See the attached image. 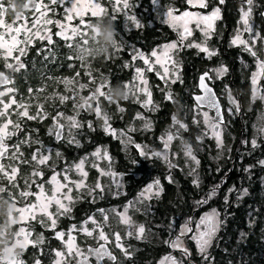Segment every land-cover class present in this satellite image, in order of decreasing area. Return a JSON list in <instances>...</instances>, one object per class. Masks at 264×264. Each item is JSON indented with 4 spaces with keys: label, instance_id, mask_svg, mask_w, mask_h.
Masks as SVG:
<instances>
[{
    "label": "rangeland",
    "instance_id": "374dc122",
    "mask_svg": "<svg viewBox=\"0 0 264 264\" xmlns=\"http://www.w3.org/2000/svg\"><path fill=\"white\" fill-rule=\"evenodd\" d=\"M181 1L178 9L176 7V2L173 0H166V2H163L162 0H158L157 4L150 3V11H148L147 8H144L141 10L139 8L138 2L135 4L132 2V0H129L130 5L132 7L130 9H123V3L121 0L120 5H116L115 0H110L109 4L111 9H113L114 13H120L121 18V28L123 32L127 35L131 31H138L141 27H136L135 24H133L131 21L127 20L126 16L124 15L125 12H129L130 14H134L136 18L139 20L141 26V16L139 14H136L134 9H138V12H142L145 16H149L157 23H160L161 25L167 26L173 33L175 39L171 42L163 43L157 47H155L153 50L157 51H163V48L167 44L176 43L177 48L170 50V55L172 57V61L168 63L169 67V73L168 76L165 79H161L160 76L163 75V68L160 67L159 64H154V70L153 71H145L144 72V78L148 81L147 84V90L151 93V102L149 103V97L145 94L144 88L145 85L141 84L139 79H137V73L136 69L140 68L142 70H146L148 66H146L143 62V60L137 58L133 59V56L135 54V51L138 50L136 45L128 44V41L126 37L124 36L122 39V43L124 46L127 47V52L130 56V62L129 64H134V66H130L131 70H133L130 79L125 82L129 85V88H131V92L129 93L128 100L137 103L140 108V112H138L134 119L121 127H115L114 125H119L120 122H115L112 124L113 116L110 111L107 110V105L111 101L109 94L110 89L108 86H105V90L103 88L101 91L106 93V96H100L99 93H96V89L100 87L99 84L95 87V90L93 92L87 93L85 96H81L78 100V102L74 103V114L73 115H66L61 112L57 114V118L53 121L54 128L51 133V137L53 136V133L56 130L57 126L63 127V145L62 149H71L73 151L72 155L75 158V161H67L63 157H61L60 152L59 156H57V159L52 162L50 153L52 152L51 147L46 146L42 150L44 151V154L49 155V160L45 165H39L35 161H31V157L29 158V161L32 165H35V169L31 171L30 177H31V191L34 193L39 192L38 185H43L45 194L48 196L52 195V192L55 188V185L50 183L51 176L53 174L59 173L58 180H60L62 183L63 181V175L66 169H69L68 175L71 177V180L73 182L80 181L83 179L84 183L81 188H76L75 183H72L70 187L72 188V192L70 193L72 197V201L69 202L68 200H63L62 202L67 205L70 208V211L63 212L62 209H57V206L55 204H52L48 211L50 213L54 214V218L57 219V224L59 221L62 220V218H68L72 219L71 212L72 207L77 202L82 201L86 198L92 202H98L106 199H117L118 197L124 195V176L122 173L118 172L115 169V164L117 163L116 158L112 155V150H110V147L108 145H95L91 148L89 152H86L88 149V146L90 143H92L91 139L87 138V135L91 132H94L95 130H98L103 133L105 136L111 137L113 141L116 142L115 146L121 151V153L124 155L125 158H129V152L132 154V156H136L140 158L141 160H147V161H158L163 164V166L167 170H177L182 174L183 178L188 179L189 184L199 186L200 184V163L196 154V151L193 149V146L190 144L189 141H186L184 135L189 133L188 123L192 126L193 133L191 135H188L189 140H193L194 142H200V143H206V141H211L214 146V154L212 155L213 162L218 165L220 162H222L225 158L230 160L231 162V153L233 151V143L235 141V135L234 133L230 132V129H228L227 126H221V124L218 126V132H219V142L217 139V136L214 135V129L212 125L216 123L213 120L212 114L206 110H200L199 108L192 106H187V102H189L190 95L193 93V91H189V88H185V95L187 96V101H185L186 105V114L181 111L182 104L180 102H176V97L172 94V88L175 84H183L184 83V77H181L180 74V63H179V51L181 50V47L184 46V48H195L196 51H201L199 47L193 46V45H201L203 47H206L208 49V52H204V55L209 54V52L214 53V49L212 48V39L215 35L213 32L215 30V24L216 20L213 21V27L212 29H208L205 27L203 23L197 24L195 18H183L179 20H170L168 22H164L165 17L163 16V13L167 12L168 10H172L173 16L175 17H183L184 12H190L194 14L199 15H211V13L219 9L218 5L216 3V0H205L206 7L201 8L199 7V0H192L190 3L189 0H178ZM49 7H51V0H49L48 3ZM152 5V6H151ZM190 6V7H189ZM121 10H117V9ZM264 9V0H253V3L251 6L249 5H242L239 7V10L237 12L236 18L234 20V23L230 26L228 31V37H227V46L228 47H235L239 46L243 52H246L251 57L250 64H247L243 61H239L240 69L238 72L239 79L241 80V83L244 85L246 84L249 93L246 103L244 104V112L247 114L249 112L250 119H248V116H246L245 122L248 123L247 130L244 139L248 141V144L251 147L253 146V140H255L256 144L259 139L264 137V72L261 71L259 68V63L264 62V34L261 32L260 27H258L259 22H262L260 13ZM250 15L247 17L248 23L252 28V32H248L245 30V24L242 19V13L249 11ZM26 10H24L25 12ZM41 11H44V9H41ZM50 11L47 12V15L41 19L39 24H35V20L37 17L40 16V13L38 12H31L27 14V24H24V21L17 20L16 17H14L15 27H20L21 25L24 26V29H28L30 31L22 30L20 35L17 37L18 40L21 41L20 44L16 45L17 49H24L27 46L33 45V41L39 40V41H46L48 42L47 37L51 36L54 33L57 35L62 41H66L62 38V36L58 35L61 31L60 27L56 24V21H60L61 23L67 25L69 28L71 27H79L83 31L88 30L85 25L80 24V17H74L71 22H69L66 19V13H64L62 8V19H57L56 21H53L54 29H52L51 24H47L44 21L51 19L50 18ZM142 15V14H141ZM220 15V11H219ZM94 17L91 16V14H86L83 17V20L85 21V24H88L89 22L87 20L92 19ZM188 20L187 27L189 28L191 34L195 37V39L189 38V35L181 39V32L184 28V20ZM52 20V19H51ZM2 27V26H1ZM37 30H39L40 35L44 36V39L39 38L36 35ZM223 32V31H222ZM256 33H260L261 39H254V36ZM0 34H4L5 38L11 43V35H14L15 33H8L6 31V28H1ZM71 34L70 32L68 33ZM223 35V33L218 34V37L220 38ZM31 36V39H28V37ZM239 36L240 40L245 41L246 44L240 43L237 41L236 43H233L234 40ZM75 38V37H74ZM73 38V39H74ZM117 39V37H116ZM72 41V40H71ZM249 48H251L252 51H249ZM2 50L1 55L4 58L9 57L10 55L7 53L6 49L0 48ZM120 48H114L111 51H118ZM152 50V51H153ZM147 53L146 56L151 57V53ZM255 52L256 55L253 56L252 52ZM217 53V52H216ZM24 54V52H23ZM21 55L20 51H15L14 57ZM13 59V58H12ZM152 62L154 63L155 58H151ZM137 61H139V64H135ZM153 72L154 76L153 79L159 81L160 88L158 87V90L164 92V97L169 100V103L173 106V112L170 116V120L168 123H166L160 130L159 134L156 137V144L157 147L153 146L150 142L147 143L145 141H138L135 138V134H146L150 131H152L155 127L154 119L151 115H155L156 118L159 117L160 113L159 110L161 109V106L158 102L154 101L152 97V85L150 82V78L148 76V73ZM157 72L160 73V75L157 74ZM211 76V82H215L217 86H221L218 84L220 80L225 76L226 81L229 79L228 75V68L220 64L218 66H214L208 70ZM257 80V83L253 84V79ZM194 80V78H193ZM190 77H188L189 84H192L191 88L194 87L195 82H193ZM223 81V79H222ZM124 83V84H125ZM105 84L108 85V82L105 81ZM227 85V83H226ZM66 88L69 87V84H65ZM125 86V85H124ZM180 86V85H179ZM85 87V86H84ZM82 87V88H84ZM190 88V89H191ZM7 89L0 91L4 92L5 94L3 96H0V99L4 100L5 102H10L11 98L9 92L6 91ZM221 96L224 99L226 103H229L231 106L234 107V113L229 116L232 117L236 115L238 109H237V101L233 94V91H231L227 85V88H222ZM169 96H171V99H169ZM6 97V98H4ZM102 98V100H101ZM163 98V94H162ZM164 100V99H163ZM165 101V100H164ZM13 106V105H12ZM99 107L100 112L99 114L96 111V108ZM3 109V105H0V110ZM121 107L117 106L116 110L118 112L121 111ZM143 109V110H142ZM116 111V112H117ZM204 113H207L208 116L205 117ZM230 113V112H229ZM62 114V115H61ZM22 116V115H21ZM107 116V127L111 129V131H106V125L104 117ZM8 115H5L3 117H0V126L4 122H6L9 118ZM70 117H74L75 125L73 124V121L70 120ZM123 121V119H121ZM181 124H184L185 127H181ZM9 131H14L13 126L9 125ZM86 135V137L84 136ZM12 135L11 137H13ZM171 136V140H169V137ZM10 139V138H8ZM245 140H242V143H239L236 150L245 143ZM167 145V147L165 146ZM139 146V147H137ZM97 150H99V155H97ZM14 151V150H13ZM36 150L33 151V153ZM105 153L107 154V157H105ZM159 154V155H158ZM19 154H17L18 156ZM32 156V155H31ZM19 158H16L12 156V160L16 158L18 161ZM193 157L195 159H193ZM84 161V171L88 173V176L86 178L82 177L80 172H78L74 165L80 163V161ZM229 162V163H230ZM232 163V162H231ZM235 163V162H234ZM59 166V168L57 167ZM47 168L50 170L49 174L47 176H33L32 173L34 171H41L42 168ZM91 170L94 171L95 176L91 174ZM103 173V174H102ZM112 173L115 175L113 176ZM92 175L93 181L91 180V183H88V179ZM175 177L172 176L169 173H165L164 180L167 184L170 185H177V183L174 181ZM35 181V183H33ZM9 183V182H8ZM99 185V187H97ZM152 185L151 190H147L148 186ZM214 188L213 191L206 194V199H202L203 203H208L211 200H215L217 197V185L212 186ZM27 191V190H25ZM67 189H62V192H66ZM162 190L160 189L158 180H152L148 182L144 188L139 190L132 198L129 199L124 205L122 206H115V207H109V208H102L99 207L97 209V217H93L94 215H88L85 221L82 222L81 227L82 228H88L89 230L95 229L97 231V235L99 236L100 229L96 228V225L91 222L92 218L94 219L97 224H100L102 226L106 225L108 223L110 225L109 231L111 233L109 234L110 237V243L109 247L111 251L117 256V259L114 263L111 264H124L126 260H131L134 255H136L137 247L134 245L135 241L144 242L146 239H148V234H146L147 228L143 225L142 222L138 221V216L140 217H146L150 213V204L151 201L154 200V198H158L160 196V193ZM143 193V195H141ZM214 193V194H213ZM229 191H227L226 194H228ZM244 193V192H243ZM84 195V196H83ZM208 200V202H207ZM29 203H36L35 195L30 197H23V201H21V204L17 207H23L25 204ZM125 208L128 209L127 216L130 218V223H125L120 213H124ZM103 210V212L101 211ZM213 210H215L216 213L218 211L216 209H207L206 211L199 214L197 218H192L189 221H183V224L181 228L174 234L175 237H173L171 240H174L176 236L180 235L182 227L184 225H188L193 229L192 232H188L185 236H183L181 239L183 241V247L187 249L189 242L192 243V246L195 248V253L198 256H204L213 241V239L216 236L212 237L210 244L204 249L202 252L200 248H198L196 240L193 239L194 236H198L199 233L196 231V225L200 222L201 218L204 217L206 214L212 213ZM1 215V214H0ZM105 215H107L108 219L105 220ZM17 216L19 217V213L15 212V207L11 204L7 205L5 207V210L2 213V217L0 220V251L2 252L3 248L5 247H11L14 252L18 250V254L24 249L23 247L17 243V240H22L21 237H17L16 233L19 230L20 227H26L30 229V225H33V223L36 224V226L40 227L44 230L49 231H56L57 225L55 228H52L51 221L48 219V217L44 214H41L37 212L36 219L35 220H29V221H16L14 219ZM138 217V218H137ZM218 220L220 218V215L218 213ZM35 221V222H31ZM42 221V222H41ZM220 221V220H219ZM113 229H117V232L113 231L112 234V225ZM74 225H69L64 231L65 236L63 240L58 239L56 237V232L52 234V238L56 239L60 243L61 249L58 251H61L64 255L63 257L58 258L56 257V261L59 259L61 260V264H77L78 262V256L76 255L75 250H73L71 253L68 250V247L66 245L67 239H68V233L71 232V235L76 237V228L73 230ZM143 226L145 231L143 234L138 235L139 227ZM80 228V236L75 238V243L77 246L82 250H84V245L87 243H91L90 237L87 236L83 231H81ZM219 228V227H218ZM40 231V229H39ZM132 232V235L129 236L128 233ZM217 232V231H216ZM119 233L121 236V244L124 246V248L127 250L129 255H125V252L122 251L120 248H117L115 246V234ZM8 234L11 235V237H8ZM42 238V243L38 244H32L29 243L26 245L28 246H41L46 242V235L39 232H33L32 236L30 237V240L36 241L37 239ZM98 239V238H97ZM96 241V240H95ZM94 242V241H93ZM81 244V245H80ZM83 245V246H82ZM25 247V248H26ZM173 249L174 253L169 252L167 256H171L175 259L177 264H180L184 260V254H182V251L178 249ZM188 251V250H187ZM17 255L13 256V259L11 261L17 260ZM166 257V256H164ZM162 257L161 260L157 262V264H161V261L164 259ZM191 261V260H190ZM0 264H5V260L3 256H0ZM167 264H170V262H167ZM194 264V263H192Z\"/></svg>",
    "mask_w": 264,
    "mask_h": 264
},
{
    "label": "trees",
    "instance_id": "16d2710c",
    "mask_svg": "<svg viewBox=\"0 0 264 264\" xmlns=\"http://www.w3.org/2000/svg\"><path fill=\"white\" fill-rule=\"evenodd\" d=\"M110 0H100L102 5L107 9V16H116L113 21L117 31V41L119 43L118 51H111L108 57H90L85 63L74 55V48H69L68 44L81 42V37L76 36L72 41H62L57 35L52 34L53 43L35 40L33 45L25 47L24 54L21 57L24 68H21L12 76L13 84L10 97H15L16 101L24 104L28 108L29 115L36 117L28 119L25 116L18 115L23 112V108H17L16 105L8 109V118L15 123L22 124L24 127L18 142L20 144L23 156L18 161L16 158L9 159L8 165H16L20 167L19 179L7 185L5 180L0 178V186H7L14 194L15 199L18 197V191H25L28 188L31 177L30 173L35 169V165L21 161H29L34 150L41 146L50 147L49 133L53 125V121L57 118L59 112L66 115L74 114V103L78 102L81 96H85L89 92H93L97 84H105L111 87L110 92L117 90L121 83L127 82L133 70L129 64L130 56L127 47L123 45L122 39L131 40L133 45L139 38L146 40L154 34L146 32L145 35L138 34V31H131L125 34L121 28L120 13H114L111 9ZM138 0H132L135 4ZM48 4L49 0H43ZM7 1L3 0L6 5ZM53 9L50 11L52 21L61 20L62 7L51 5ZM139 14L138 9H134ZM96 17L87 20L94 23ZM158 29L164 30L165 27L157 24ZM54 29V24H51ZM89 33V29L86 30ZM87 38V37H84ZM128 42V44H132ZM51 50V51H49ZM71 57V59L69 58ZM135 64H139V61ZM188 77L184 78L183 84H175L172 88V94L176 97V102L182 104L181 111L186 114L187 96L185 88H190ZM238 73L234 78L235 86L241 91L239 94L243 104L248 98L249 89L246 84H242ZM192 79V78H190ZM152 85V97L154 101L161 106L159 117L151 115L155 122L152 131L142 135L135 134L138 141H145L157 147L155 142L161 128L169 122L173 112V106L169 100L164 97V92L159 91V81L150 78ZM69 87L66 88L65 84ZM81 85L85 87L82 88ZM31 89V91H30ZM105 90V87L103 88ZM109 94V93H108ZM163 94V98H162ZM234 94V93H233ZM67 97V99H61ZM6 98V97H4ZM165 101H164V100ZM102 100V98H101ZM191 103V100H189ZM77 104V103H76ZM119 106L123 112H118L116 107ZM137 103L128 99L113 101L107 105V110L113 116L112 124L120 122L115 127H121L130 123L135 115L140 112ZM143 110V109H142ZM117 111V112H116ZM123 119V121H121ZM188 123L189 133L185 134L186 141H189L196 151L200 163V184L199 186L189 184L188 179L183 178L182 174L177 170H167L162 163L158 161L141 160L136 156H132L129 152V158L124 155L115 146L116 142L109 136L103 135L102 132L95 130L87 135L92 143L89 144L86 152H89L95 145H108L112 150V155L116 158L117 163L115 169L124 176V195L117 199L100 200L97 203L88 200V198L77 202L72 207V219L62 218L58 222V229H66L69 225H73L76 220L80 219V223L86 220L88 215L97 217V209L99 207L109 208L122 206L130 198H132L145 185L154 180H158L162 192L158 198H154L150 204V213L146 217H137L139 222L147 228L146 234L148 239L144 242L135 241L134 245L138 248L136 255L131 260H126L124 264H157L166 254H169L171 247L168 241L175 237V233L181 228L183 221H188L189 216L197 218L200 213L207 209H216L220 215V224L216 232V236L211 242L206 254L198 256L195 248L191 244L190 260L194 264H264V137L259 139L255 147H251L248 141L244 139L242 127L234 124L230 132L234 133L235 141L233 143V151L231 153V162H235L232 171L224 178L231 167V162L225 158L216 165L212 160L214 154V146L211 141L206 143L194 142L189 140L188 135L193 133L192 126ZM86 137V135H84ZM245 140L237 150V146L241 141ZM37 141L39 143H37ZM29 144L31 146H29ZM42 148V149H43ZM51 161L57 159L56 152H60L61 157L67 161H75L73 151L71 149H62L61 147L51 148ZM13 155H10V157ZM230 162V163H229ZM59 168V166H57ZM50 170L42 168L44 176L49 174ZM165 173H169L175 177L174 181L177 185L167 184L164 180ZM91 174L95 176L94 171ZM88 179V183L93 181L94 176ZM15 185V187L13 186ZM217 185V197L208 203H201L206 199V194L213 191L212 186ZM28 188V189H27ZM227 191H229L228 194ZM244 192V193H243ZM0 197L2 208H4L3 199L6 202L10 200L6 197ZM84 196V195H83ZM203 199V201H202ZM117 232V229H113ZM35 232H39L35 230ZM46 242L39 247H35L32 252L22 256L23 264H54L56 260V251L60 250V243L53 239L51 233H45ZM90 240H92L90 238ZM115 255V254H114ZM116 256V255H115ZM117 259V256H116ZM186 264V263H185Z\"/></svg>",
    "mask_w": 264,
    "mask_h": 264
},
{
    "label": "snow or ice",
    "instance_id": "6c2138e0",
    "mask_svg": "<svg viewBox=\"0 0 264 264\" xmlns=\"http://www.w3.org/2000/svg\"><path fill=\"white\" fill-rule=\"evenodd\" d=\"M153 4H157L158 0H152ZM189 2L191 3L192 0H189ZM221 2H223V0H221ZM247 4L249 6L252 5L253 0H246ZM116 5H120L121 4V0H115ZM123 3V9H130L132 7V5H130L129 0H122ZM51 4L52 5H58L60 7L63 8L64 13H66V19L71 22L73 20L74 17H80V24L85 25V27H89V24H85V21L83 20V17L86 14H91L92 17H100L103 16L105 14H107V9L104 5H102V3L100 2V0H51ZM199 7L204 8L206 7V3L205 0H199ZM41 9H44V11H41ZM25 10L28 11H32V12H38L40 13V16L36 18L35 23L33 26H35V24H39L41 19H43V17H45L47 15L48 11H52L53 9H51L49 7L48 4L44 3L43 0H27V4L25 5ZM118 11L121 9H117ZM8 11V8L5 7V5L3 3H0V26H4L6 28V31L8 33H15L14 35H11V43H9V41L5 38L4 34H0V48H4L6 49L7 53L9 55H11L14 51H20L21 55H23L24 50L23 49H17L16 45L20 44L21 41L17 39V37L20 35L22 30L25 31H30L28 29H24V26L21 25L20 27H14L13 25H8L5 23V20L3 19V17L5 16L6 12ZM124 15L126 16L127 20L131 21L133 24L136 25V27H141V24L139 22V20L136 18V16L134 14H130L129 12H125ZM250 15V10L243 12L242 13V19L244 21L245 24V30L248 32H252V28L248 23L247 17ZM163 16L165 17L164 22H168L170 20H179V19H183V18H195L197 24L199 25L200 23H203L205 25L206 28L208 29H212L213 27V21L218 18L219 16V9L214 10L211 15H199V14H194V13H190V12H184L183 13V17H175L173 16V12L172 10H168L167 12L163 13ZM112 21H115L117 19L116 16H108ZM16 19L17 20H23L24 24H27V17L24 14H18L16 15ZM47 24H51L53 23V21L51 19L44 21ZM56 24L60 27L61 31L59 33H57L58 35L62 36V38L66 41H71L73 40L74 37L76 36H80L81 37V42H76L74 44H68L69 48H74L76 46H79L81 44H87L89 41L84 38V37H88L89 33L86 31H83L81 28L79 27H71L69 28L67 25L61 23L60 21H56ZM188 24V20L185 19L184 20V28H183V33L181 34V39L186 38L188 35H191V32L189 30V28L187 27ZM71 33L70 35L68 33ZM36 35L41 38L44 39L45 37L40 35L39 30H37ZM262 37L260 36V33H256L254 36V39H261ZM28 39H31V36L28 37ZM49 44L53 43L51 36L47 37ZM237 41H239L240 43L246 44L245 41L240 40L239 36L236 38V40L233 41V43H236ZM196 47H199L201 51H205L208 52V49L206 47H203L201 45H193ZM120 46L118 45L116 48L118 49ZM177 48V44L176 43H171V44H167L164 46L163 51H157V50H153L151 53V57L146 56L145 54H143L142 52H139V50L135 51V54L133 56V59H141L143 60L144 64L147 67L146 70H142L140 68L136 69V73H137V79H139L140 83L145 85V88L143 89L145 94L149 97V103L151 102V93L148 92L147 90V84L148 81L144 78V72L145 71H153L154 70V64H159L161 68H163V75L160 76L161 79H165L168 76L169 73V67H168V63L170 61H172V57L170 55V50L176 49ZM51 51V50H49ZM249 51H252L251 48H249ZM213 53L209 52V55H212ZM252 55L255 56L256 53L253 51ZM71 59V57H69ZM151 58H155L154 63L152 62ZM17 63L16 66L14 67L11 63H9L7 66L9 68H13V70H18L20 68H24V64L19 60V58H16ZM259 68L261 69L262 72H264V62H260L259 63ZM158 75H160L159 72H157ZM205 76H207V73L201 76V88L204 91V95H197L195 97V100L197 101V103L203 107L204 105H207V107L209 109H215L216 110V117L213 118L216 120V123H214L212 125L213 129H214V135L217 136L218 142H219V132L216 131V129L218 128L219 124L222 122V118L220 115V111H219V104L214 96V94L212 93V89L210 87H208V85L205 83ZM253 84L255 85L257 83V80L254 78L253 79ZM9 83V79L7 76L3 75L2 73H0V85L3 84H8ZM126 88H129V85L127 83L124 84ZM105 86H108L109 88L111 87L110 85H106V84H101L100 87H98L96 89V93H99L100 96H106V93L101 91L102 88H104ZM81 87H84V85H81ZM7 92L11 93L14 91V89H7ZM31 91V89H30ZM5 93L4 92H0V96H3ZM264 98V97H262ZM63 99H67V97H62ZM169 99H171V96H169ZM0 105H3V109L0 110V117H3L5 115L8 114V109L12 106V105H16L17 108H23V112L18 113V115H22L27 117L28 119H35L36 117L29 115L28 112V108L26 105L24 104H20L16 101L15 97H12L10 102H5L4 100L0 99ZM97 113L99 114L100 109L99 107L96 108ZM121 111H123V109H121ZM62 115V114H61ZM205 117L208 116L207 113H204ZM70 120L73 121L74 126L75 125V120L74 117H70ZM107 116L104 117L105 120V125H106V131H111V129L109 127H107ZM9 125L13 126L14 131H9ZM181 127H185L184 124H181ZM58 128H62V126H58ZM21 130L20 128V124L19 123H15L13 122L11 119H8L6 122H4L2 124V126H0V174H2V177L7 178L9 183H12L18 174V167L17 166H13L11 167V171L8 170V168L3 164V160L5 158L8 157L9 155V151H10V147L12 149H14L13 151V156L16 158H19V156H23V152L21 151L20 148V144H16V145H12L9 146L6 142V140L8 138H10L12 135H15L17 132H19ZM56 138L59 140L61 138V132L58 130L56 132ZM169 140H171V136L169 137ZM37 143H39L37 141ZM253 146H256V142L255 140H253ZM29 146H31L29 144ZM167 147V145H165ZM139 147V146H137ZM43 146H41V148H37L36 151L34 153H32L31 156V161H35L37 162L39 165H45L48 160H49V155L44 154V151L42 150ZM17 154H19L17 156ZM97 155H99V150H97ZM159 155V154H158ZM57 156H59V153H57ZM105 157H107V154L105 153ZM193 159H195L193 157ZM31 161H21V163L24 162H28L30 163ZM261 164H264V161L260 162ZM84 161L81 160L80 163L74 165L75 169L80 172L81 176L86 178L88 176V173L86 171H84ZM69 171V169H66L63 175V183L58 180V175L59 173L53 174L51 176L50 179V183L55 185V188L52 192L51 196H48L45 194L44 191V187L43 185H38L39 187V192L38 193H34L32 191H21L20 192V196L21 197H30L35 195V199H36V203H29V204H25V206L23 207H17L16 205V199L14 194L8 189L7 186H0V197H4L5 195L3 194H7V198L11 201L12 205L15 207V212L19 213V217L17 218V216L14 218L16 219V221H29L31 220H35L36 219V214L37 212L44 214L48 217V219L51 221V226L52 228H55L57 225V219L54 218V214L50 213L48 211L49 207L52 204H55L57 206V209H62L63 212H68L70 211V208L65 205L62 201L63 200H68L69 202L72 201V197L70 195V193L72 192V188L70 187V185L72 183H75L76 188H81L83 186V179L80 181H75L73 182L71 180V177L67 174ZM103 174V173H102ZM33 176H42L43 173L41 171H34L32 173ZM112 175L114 176L115 174L112 173ZM33 183H35V181H33ZM15 187V185H13ZM97 187H99V185H97ZM29 188H31V185H29ZM152 185L148 186L147 190H151ZM62 189H67L66 192H62ZM214 194V193H213ZM143 195V193L141 194ZM203 203V202H201ZM103 212V210H101ZM127 211L128 209L125 208L124 213H120L119 215L121 216V219L125 222V223H130V218H128L127 216ZM218 213L215 212V210H213L212 213L206 214L204 217L201 218L200 222L196 225V231L199 233L198 236H194L193 239L196 240L197 246L198 248H200V250L203 252L204 249L210 244L212 237L215 235L216 231L218 230L220 221L218 220ZM91 222L93 224L96 225L97 229H100L99 231V236H98V240L99 241H103V243H99L98 247L92 248L89 247L87 248L86 251H82L77 244L75 243V237L71 235V232L68 233V239L66 242V245L68 247L69 252L71 253L73 250H75L76 255L79 257L77 264H90V257H95L97 264H99V261L103 260L104 258H107L108 260L111 261H115L116 260V256L112 254V252L109 250V248L107 247V245L110 243L109 240V236L106 235V233L103 231V228L100 224H97V222L92 219ZM108 217L107 215H105V220H107ZM42 222V221H41ZM73 230H75V226H73ZM81 231H83L87 236L92 237L93 236V232L95 231V229L93 230H89L88 228H82ZM145 231L143 226L139 227L138 230V235L143 234ZM193 229L188 226V225H184L182 227L181 233L180 235L176 236V238L174 240H170L168 241L169 246L174 248V249H178L180 251H182L185 255L188 254L187 249L183 247V241H182V237L185 236L188 232H192ZM32 231L29 230V228L26 227H20L19 230L16 233L17 237H23L22 240L18 239L17 243L25 248L26 245H28L29 243L32 244H38V243H42V238L37 239L36 241H32L30 240V237L32 236ZM129 236L132 235V232L128 233ZM65 236L64 232H56V237L58 239L63 240ZM121 236L119 235V233L115 234V246L117 248H120L122 251L125 252V255H129V253L127 252V250L124 248V246L121 244ZM56 257L61 258L63 257V253L61 251H56L55 253ZM167 262H170V264H177V262L175 261V259L171 256H166L164 257V259L161 261V264H167ZM10 264H23V261L20 260H14L11 261ZM56 264H61V260H57Z\"/></svg>",
    "mask_w": 264,
    "mask_h": 264
},
{
    "label": "flooded vegetation",
    "instance_id": "af4514ba",
    "mask_svg": "<svg viewBox=\"0 0 264 264\" xmlns=\"http://www.w3.org/2000/svg\"><path fill=\"white\" fill-rule=\"evenodd\" d=\"M6 1H7V3H6V5L5 4L4 5H5V7L8 8V0H6ZM162 1L166 2V0H162ZM173 1H177L176 7L179 9L180 8L179 4L181 1H178V0H173ZM137 2L139 4V8L141 10H143L144 8H147L148 11H150L149 10L150 9V3H152V0H138ZM0 3H3V0H0ZM216 3L218 5L220 15L218 16V18L215 19L216 24H215V30L213 31L215 33V35L212 39L211 45L213 46L212 48L214 49L213 50L214 53L212 55H209V54L204 55L203 51H196L195 48H189V49L186 48L185 49L184 46H182L181 50L179 51V54H178L179 55L178 61H179L180 66H181V68H180V74L182 75L181 77L185 78L186 76H189L190 78H192V80L194 78L193 82H195L194 87L191 88V86H192V84H191V86H190L191 89L189 88V91L190 92L193 91V93H191V95H190L191 103L187 102V106H189V107L195 106V107L199 108L200 110L208 111L205 108L198 107L194 103V101L192 100L193 95L199 94V91L197 88L198 77L202 74L207 73L208 77L206 78V82L214 90V92H215V94H216V96H217V98L221 104L223 116L225 118L224 123L221 124V126L224 125V126H227L228 128H231L234 124H237V125L239 124V126L242 127V129H241L242 134L245 135L248 123L245 122L244 118L246 116H248V119H250V114H249V112L247 114H245L244 104L241 100V96L236 95V94H239V92L241 90L235 86L233 81H234L236 73H238L239 69H240V64H239L240 59L239 58H241V61H243L247 64H250L251 57L246 52H243V50L239 46L238 47L237 46L228 47L227 46V40H228L227 37H228L229 28L234 23V20L236 18L239 7L242 5L247 6L248 4H247L246 0H223V2H221V0H216ZM262 10H264V9H262ZM30 12H31V14L33 13L32 11L26 10L25 12H23V14L27 17L28 16L27 14H29ZM139 15L141 16L142 26H141V28L138 29V34L145 35L146 32L150 33L151 30L154 31V34H152L151 37L147 40L145 38L137 39V42L135 43V45L137 46L139 52H142L143 54L146 55L147 53H150L155 47H157L163 43L171 42V41L175 40V39H173L174 35H173L172 31L167 26L162 25L165 27L164 30L157 28L158 27L157 24H160V23L155 22L150 17V14H149V16H145L142 12H139ZM260 16H261L262 22L261 21L259 22L258 27H260L261 32H263V34H264V22H263V17H262V11L260 13ZM14 17H16V15L14 13H12L10 10H8L6 12L5 16L3 17V19L5 20L6 24L13 25L15 27ZM20 21H23V20H20ZM2 27L5 28L4 26H2ZM2 27L0 26V30ZM220 31H221V33H223V35L219 38L218 34L220 33ZM182 33H183V30H182L181 34ZM189 38L195 39L193 34L189 35ZM127 41L131 42V40H128V39H127ZM132 44H134V43H132ZM1 52H2V50L0 49V73L7 76L9 79L8 85L0 86V91H3L5 89H9V88L12 89V84H13L12 76L14 74H16L21 69L20 68L18 70H13V68H9L7 65L9 63H11L15 67L16 63H17L16 58H19V60L22 63H23V61L21 60L22 55H18L16 57H14L15 51L7 58H4L1 55ZM220 64H223L228 68L229 79H227V81H226V79H225L226 77L224 76L222 78L223 81L221 79L220 82H218V84L221 86H217L215 82L214 83L211 82V76H210V73L208 72V70L210 68H212L214 66H218ZM148 76H149V78H153L154 73L150 72V73H148ZM226 83H227L229 89L231 91H233V93H234V96H235L236 101H237V109H238L235 117L232 116L230 118H229V116L234 113V107L231 106L229 103H226L221 96V92L223 91L222 88H227ZM208 112H210V111H208ZM210 113L212 114V112H210ZM212 117H213V114H212ZM20 128H21V130L19 132H17L13 137H10V139L6 140V142L9 146L16 145L19 143L17 139L20 136V134L24 128L22 126V124H20ZM53 128H54V123H53L52 128L50 130V133L48 135L50 138V144L49 145L51 148L62 147L63 139L59 143L54 141V139H53L54 134H55L58 126L56 127V130L53 133V136L51 137V133L53 131ZM13 150L14 149H12L10 147L8 157L2 161L3 164L8 168L9 171H11V167L16 166V165H13V166L8 165L9 159L12 158V156L10 157V155H13L12 154ZM17 167L20 171V167L19 166H17ZM19 171H18L16 179L13 182H16L19 179ZM0 178L5 180V182H7V185L11 184V183H8L9 181L7 178L2 177V174H0ZM29 185H30V183H29ZM29 185H28V188H29ZM27 191H31V188L28 189ZM20 192L21 191L17 192V195H18V197L16 198V205L17 206L21 204V201H23V197L20 196ZM3 202H4V208H2V202H0V214H1L0 220L2 217V213L5 210V207L7 205L11 204V201L6 202L4 199H3ZM192 218H193V215H190L188 221L191 220ZM31 222H35V221H31ZM73 225L76 228V233H75L76 237L75 238H77L80 236L79 232H80V228H82L81 223H80V219L76 220V222ZM38 226H36L35 223H33V225H30V229H32L31 230L32 233L34 232V230H38V229H40V233L45 234V233L50 232L51 235L54 234V232H56V231H64V229H58V227H57L56 231H49V230L41 229ZM188 226H189V224H188ZM102 228H103V231L106 233V235L109 236V234L111 233V231H109L110 225L108 223H106V225L102 226ZM8 237H11V235L8 234ZM90 238L92 239V240H90L91 243H87L84 245L85 251L89 247L95 248V247H98L99 243H103V241H99L97 239L98 235H97L96 230L93 232V236ZM109 240H110V237H109ZM191 244L192 243L189 242L188 247H187V250H188L187 255H185L182 252V254H184V260L180 264H185V263L190 264L188 262V259L190 261V257H191V247L190 246H191ZM107 247L111 251L109 244L107 245ZM34 248H35V246H28V247L24 248L16 256V259L20 260L22 258V256H24L26 253L32 252ZM170 252L174 253L173 249H170ZM112 254H114V253L112 252ZM167 255L168 254H166L165 256H167ZM187 256H188V259H187ZM78 259H79V257H78ZM111 263L112 262H110L107 259H103L99 262V264H111ZM90 264H97L95 257H90Z\"/></svg>",
    "mask_w": 264,
    "mask_h": 264
},
{
    "label": "clouds",
    "instance_id": "9594fccd",
    "mask_svg": "<svg viewBox=\"0 0 264 264\" xmlns=\"http://www.w3.org/2000/svg\"><path fill=\"white\" fill-rule=\"evenodd\" d=\"M27 0H8V10L15 15L23 14ZM89 35L86 38L89 42L74 47V55L81 61L87 63L90 57L100 58L111 55V50L116 48L119 43L116 39L117 31L113 21L107 14L97 17L94 23L89 24ZM131 88H126L123 83L117 90L109 93L113 101L125 100L129 98ZM22 248V247H21ZM0 255L3 256L5 264H10L14 255H18V250L14 252L11 247L3 248Z\"/></svg>",
    "mask_w": 264,
    "mask_h": 264
},
{
    "label": "water",
    "instance_id": "95a60500",
    "mask_svg": "<svg viewBox=\"0 0 264 264\" xmlns=\"http://www.w3.org/2000/svg\"><path fill=\"white\" fill-rule=\"evenodd\" d=\"M262 17H263V22H264V10L262 11ZM202 75H204V74H202ZM202 75H200L199 77H198V80H197V88H198V91H199V94H196V95H193L192 96V100L194 101V103L198 106V107H200V108H205V109H207V110H210L212 113H213V118H215L216 117V110L215 109H209L208 107H207V105H204L203 107H201L198 103H197V101L195 100V97L197 96V95H204V91H203V89L201 88V76ZM208 77V74H207V76H205V83L207 84V82H206V78ZM9 84V83H8ZM8 84H3V85H0V86H5V85H8ZM208 85V84H207ZM208 87H210L209 85H208ZM211 88V87H210ZM212 89V88H211ZM212 93L214 94V96H215V98H216V100H217V102H218V104H219V111H220V115H221V118H222V122L220 123V124H223L224 123V116H223V112H222V107H221V104H220V102H219V100H218V98H217V96H216V94H215V92H214V90L212 89ZM214 121L216 122V120L214 119ZM219 124V125H220ZM60 131L61 132V138L58 140L57 138H56V132L57 131ZM218 130V128L216 129V131ZM56 132H55V134H54V141H56V142H61V140L63 139V127L62 128H57V130H56ZM233 166H234V161L232 162V164H231V167H230V169H229V172H228V174L224 177V178H226L228 175H229V173L232 171V169H233ZM114 255V254H113ZM104 259H107V258H104ZM187 259H188V256H187ZM108 260V259H107ZM110 262H112V263H114L113 261H111V260H109ZM100 262V261H99ZM188 262L190 263V264H192V262L191 261H189V259H188Z\"/></svg>",
    "mask_w": 264,
    "mask_h": 264
}]
</instances>
